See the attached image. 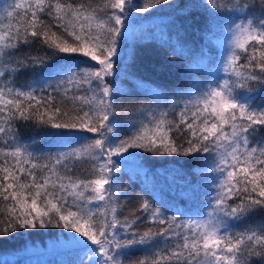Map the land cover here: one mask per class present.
Instances as JSON below:
<instances>
[{"label": "snow or ice", "instance_id": "obj_1", "mask_svg": "<svg viewBox=\"0 0 264 264\" xmlns=\"http://www.w3.org/2000/svg\"><path fill=\"white\" fill-rule=\"evenodd\" d=\"M164 6L179 12L169 21L175 43L161 47L191 61L181 73L187 87L145 89L138 80L149 103L126 106L117 78H135L121 67L126 56L136 60L135 49L127 53L129 30L138 14ZM196 9L211 36L226 33L222 59L203 47L191 56L181 44V17ZM164 65L175 67L165 59L145 71ZM260 97L264 0H0V239L62 229L58 239L74 253L66 264H264V222L249 223L264 215ZM24 130L41 133L47 147L36 149V136L22 140ZM130 158L144 168L150 158L200 163L190 174L169 173L186 177L187 195L175 203L157 200L147 187L156 173L144 171L145 187L124 216L133 199L122 182ZM209 186L210 210H183ZM136 251L142 258L132 259Z\"/></svg>", "mask_w": 264, "mask_h": 264}, {"label": "trees", "instance_id": "obj_2", "mask_svg": "<svg viewBox=\"0 0 264 264\" xmlns=\"http://www.w3.org/2000/svg\"><path fill=\"white\" fill-rule=\"evenodd\" d=\"M139 3L140 0H137ZM179 2L187 4L189 0H179ZM192 7L191 5L189 6ZM179 10H170L164 6L162 10H154L147 14H138L136 16V23L131 26L133 34L129 35L127 53H131L133 49L136 52V60L129 63V57L126 56L122 62L121 67L128 65L130 70L135 73V78H117V86L125 93L119 103L124 105H147L149 100L146 98L145 91L141 88L161 87L164 86L168 91L176 88L187 87V81L184 80L181 74L183 69L191 61L184 56L171 57L166 56L170 51L167 47H161L163 41L175 43L176 28L169 23L170 19L177 16ZM5 20L3 23H7ZM184 29L181 32V44L189 50V55L194 56L199 53L203 47L206 52L215 60L222 59L226 49V33L221 31L217 35L211 36L206 27L208 24V17L202 9L194 10L192 17H181ZM148 36V38H145ZM223 43V47L221 44ZM165 59L171 61L175 67L169 71L168 66L164 65L161 72L151 73L145 71L146 67L156 66L159 68ZM207 73L200 76L204 79ZM32 74L30 72L19 77V82L24 83L30 80ZM138 80L145 81V85H138ZM128 93H131L130 95ZM259 95V94H257ZM261 99L258 98L255 103L259 104ZM126 131V129H125ZM41 133L32 130H24L21 134V139L30 143L33 136L37 137V143L34 145L36 149L47 147V142L40 139ZM86 135H92L87 133ZM123 138V134L122 137ZM176 159H190V158H176ZM200 162L195 161L192 165H175L166 162H159L156 158H150L145 161V167L141 166V162L137 159L130 158L123 163V180L126 186H130L132 191L130 196L133 198L129 202L128 208L124 211V216L130 215V210L135 207V197L141 194V189L145 187L143 183L144 171L151 170L156 173L155 184L153 187L147 185L152 194L156 196L157 200L163 199L166 203H175L181 201L180 196L187 195L183 192L184 176H176L173 180L169 173H178L180 167L184 172L190 174V169L196 167ZM129 176L133 179L129 184ZM193 181L198 177H192ZM204 193L199 199V203L184 200L181 203L182 207H187L185 211L203 212L210 210L207 204L208 197L212 195V189L209 186L202 190ZM150 199V197H149ZM174 211L177 209H173ZM123 218V217H122ZM199 218V217H198ZM264 222V215H258L249 221L250 224L256 225ZM150 225L145 222L140 225L139 230L144 231ZM154 228L161 227L159 225ZM243 227V225H241ZM239 230V229H238ZM64 232L62 229H45L39 231H30L27 234H16L13 238L0 239V264H66V261L74 255L72 249L66 246L63 237L58 239V234ZM67 235V233H65ZM143 253L136 251L132 259L142 258ZM255 264V258H253Z\"/></svg>", "mask_w": 264, "mask_h": 264}, {"label": "rangeland", "instance_id": "obj_3", "mask_svg": "<svg viewBox=\"0 0 264 264\" xmlns=\"http://www.w3.org/2000/svg\"><path fill=\"white\" fill-rule=\"evenodd\" d=\"M129 31H130V35H131V34H133V32H132L131 28H130V30H129ZM145 38H148V36H145Z\"/></svg>", "mask_w": 264, "mask_h": 264}]
</instances>
